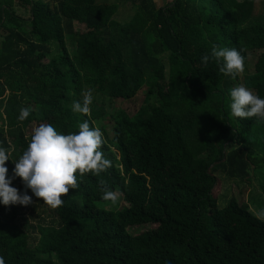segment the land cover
<instances>
[{
	"label": "trees",
	"instance_id": "obj_1",
	"mask_svg": "<svg viewBox=\"0 0 264 264\" xmlns=\"http://www.w3.org/2000/svg\"><path fill=\"white\" fill-rule=\"evenodd\" d=\"M163 1L0 0V147L17 159L39 124L69 133L88 120L110 161L78 176L56 208L13 179L32 196L29 214L41 209L24 224L22 205H0L4 264H264V219L235 198L217 204L221 174L248 184L256 176L264 197V123L229 107L237 85L264 97L261 2ZM118 2L132 9L124 21L114 18ZM213 45L241 50V77L201 62ZM143 87L133 114L108 115L110 135L102 106L72 110L84 89L127 100ZM23 107L30 115L18 121ZM5 164L12 175L14 162ZM105 188L127 206H98Z\"/></svg>",
	"mask_w": 264,
	"mask_h": 264
},
{
	"label": "clouds",
	"instance_id": "obj_2",
	"mask_svg": "<svg viewBox=\"0 0 264 264\" xmlns=\"http://www.w3.org/2000/svg\"><path fill=\"white\" fill-rule=\"evenodd\" d=\"M210 59L215 60L222 74L232 78L244 70V57L236 48L213 45L209 54L201 56V62L207 64ZM229 97L233 117H255L264 123V97L254 94L244 85L231 88ZM91 102V90H88L82 102H73L72 110L87 113ZM29 115V107L20 108L17 120L24 121ZM101 145V130L90 127L88 120H84L79 123L77 131L69 133L57 131L51 124H39L32 129L27 147L17 159L12 158L11 151L0 147V205L26 206L33 203L32 196L12 186V180L19 177L24 188L35 197L42 198V203L52 208L61 206L62 194L78 187V176L89 172L96 174L109 166L110 161L104 158ZM8 160L14 162L10 176L5 164ZM103 198L116 202V197L107 188ZM0 264H4L3 258H0Z\"/></svg>",
	"mask_w": 264,
	"mask_h": 264
},
{
	"label": "rangeland",
	"instance_id": "obj_3",
	"mask_svg": "<svg viewBox=\"0 0 264 264\" xmlns=\"http://www.w3.org/2000/svg\"><path fill=\"white\" fill-rule=\"evenodd\" d=\"M101 1H105V0H101ZM155 2L157 5H160L164 1L155 0ZM260 2L263 3L262 0H260ZM261 3H259V17L264 19V5L262 6ZM11 7L14 9V11L20 13L18 10H21V8L17 6L16 2H13L11 4ZM131 13H132V9L129 2H118V9L114 15V18L117 21H124L131 15ZM255 21L264 22V20L257 18H255ZM74 28L76 31H79L80 29L83 28V25L75 22ZM66 41L69 52H72L74 49V44H72L71 40H69L68 38H66ZM251 58L252 55L249 56V60H251ZM163 60L165 63H167L165 57ZM249 64L250 62L248 63V65ZM239 76L241 77L242 73H240ZM144 88L145 87L139 90L134 97L127 100H123L121 98L112 99V98L104 97L99 92L91 90L92 102L89 105L93 103L95 105L102 106L104 108L106 115L104 116L102 122L104 123V127L108 135H110L112 131V121L109 119L108 115L114 113L117 109L120 108L125 110L129 115L133 114L143 102L144 90H145ZM86 92H88V90L84 89L83 94H85ZM83 96L80 98L81 101H83ZM218 177H219L218 187L220 186V191H218L217 204L219 207H223L224 205H226L229 199L235 198L238 202L247 203L250 207V210L255 215L259 216L261 219H264V197L258 187L256 176H254L250 184L240 180L236 181L234 179L226 178L222 174L218 175ZM112 193L116 197L115 203H113L111 199H104L101 202H97L98 206L103 207L105 209H113V210L121 209L124 206H127V203L122 198V195L118 189H114ZM43 206L45 207V204ZM40 209L41 208L39 207L38 210L31 216L29 214V209H26L25 207L22 206L20 213L22 218H26L23 219V223L26 224L29 221V219L30 222L36 223L37 215L39 214ZM42 214L43 216H45V212Z\"/></svg>",
	"mask_w": 264,
	"mask_h": 264
}]
</instances>
